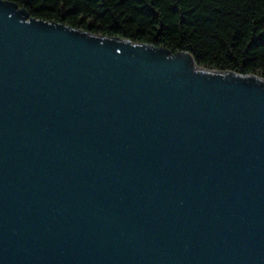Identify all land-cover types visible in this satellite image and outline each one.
I'll return each instance as SVG.
<instances>
[{
	"label": "water",
	"instance_id": "water-1",
	"mask_svg": "<svg viewBox=\"0 0 264 264\" xmlns=\"http://www.w3.org/2000/svg\"><path fill=\"white\" fill-rule=\"evenodd\" d=\"M0 264H264V77L0 0Z\"/></svg>",
	"mask_w": 264,
	"mask_h": 264
},
{
	"label": "trees",
	"instance_id": "trees-1",
	"mask_svg": "<svg viewBox=\"0 0 264 264\" xmlns=\"http://www.w3.org/2000/svg\"><path fill=\"white\" fill-rule=\"evenodd\" d=\"M30 17L188 51L202 67L264 77V0H11Z\"/></svg>",
	"mask_w": 264,
	"mask_h": 264
}]
</instances>
